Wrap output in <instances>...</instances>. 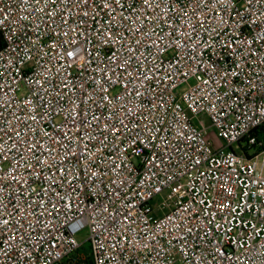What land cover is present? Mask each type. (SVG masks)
<instances>
[{
	"label": "built area",
	"instance_id": "built-area-1",
	"mask_svg": "<svg viewBox=\"0 0 264 264\" xmlns=\"http://www.w3.org/2000/svg\"><path fill=\"white\" fill-rule=\"evenodd\" d=\"M262 124L264 0H0V264H264Z\"/></svg>",
	"mask_w": 264,
	"mask_h": 264
},
{
	"label": "rangeland",
	"instance_id": "rangeland-1",
	"mask_svg": "<svg viewBox=\"0 0 264 264\" xmlns=\"http://www.w3.org/2000/svg\"><path fill=\"white\" fill-rule=\"evenodd\" d=\"M201 119L203 120L204 125L208 126L207 118L205 116H201ZM209 136H210L211 140L214 142V144H216V146H219L220 141L215 138L214 133L212 131H209ZM233 148L235 150L237 149V147L235 145ZM165 196H166V193H163L162 197L165 198ZM158 202H160V199L156 198L155 204H158ZM173 202H174V200H169V201H167L165 206L162 207V205H161V210L159 209L158 215H161L162 214L161 212H163V210L167 209ZM87 235H88L87 229L82 230L80 233H78L76 235V240L82 244L78 253L83 254V256H85V257H87V255H88V249H87L88 247H87V243L85 242Z\"/></svg>",
	"mask_w": 264,
	"mask_h": 264
},
{
	"label": "trees",
	"instance_id": "trees-1",
	"mask_svg": "<svg viewBox=\"0 0 264 264\" xmlns=\"http://www.w3.org/2000/svg\"><path fill=\"white\" fill-rule=\"evenodd\" d=\"M255 134L257 138H262L264 139V124H262L260 127H258L255 130ZM88 249V248H87ZM87 264H91L90 260L88 259V256L86 257Z\"/></svg>",
	"mask_w": 264,
	"mask_h": 264
}]
</instances>
